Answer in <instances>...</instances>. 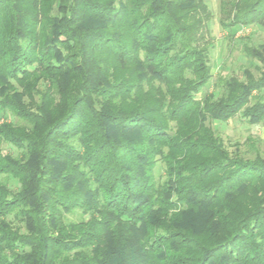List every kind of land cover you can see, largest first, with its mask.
Wrapping results in <instances>:
<instances>
[{
  "label": "trees",
  "instance_id": "obj_1",
  "mask_svg": "<svg viewBox=\"0 0 264 264\" xmlns=\"http://www.w3.org/2000/svg\"><path fill=\"white\" fill-rule=\"evenodd\" d=\"M211 18L205 0H0V264H264V153L209 124H264V43L241 45L258 77L201 97ZM218 23L264 29V0H219Z\"/></svg>",
  "mask_w": 264,
  "mask_h": 264
},
{
  "label": "rangeland",
  "instance_id": "obj_2",
  "mask_svg": "<svg viewBox=\"0 0 264 264\" xmlns=\"http://www.w3.org/2000/svg\"><path fill=\"white\" fill-rule=\"evenodd\" d=\"M205 2L212 14L210 36L206 38L213 44L210 50L213 77L210 83L201 90L199 94L201 97L209 92L216 93L215 86L218 77L241 78L243 70H249L258 77L259 73L254 69L253 62H249L242 54L241 45L242 41L246 40L251 45L264 43V29L257 26L238 28L231 38L228 37L218 23L219 0H205ZM261 95L264 98V90L261 91ZM209 124L221 137L230 154L239 151L242 155L254 157L255 152L264 153V124L249 125L241 119L240 115H236L228 122L214 121ZM160 172L161 164L158 163L154 169V176L158 177ZM71 218L74 219V217Z\"/></svg>",
  "mask_w": 264,
  "mask_h": 264
}]
</instances>
